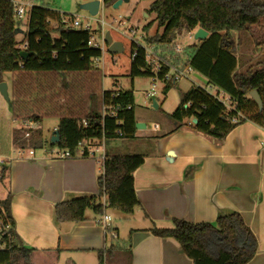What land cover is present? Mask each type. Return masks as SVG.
<instances>
[{
  "label": "trees",
  "instance_id": "trees-1",
  "mask_svg": "<svg viewBox=\"0 0 264 264\" xmlns=\"http://www.w3.org/2000/svg\"><path fill=\"white\" fill-rule=\"evenodd\" d=\"M119 0H101L104 7ZM153 15V23L143 27V32L156 24L152 37H144L147 45H170L178 34H192L197 29L206 32V40L198 41L191 49L188 67L202 76L208 86L228 97L232 110H227L203 88L193 87L183 95L179 106L167 118L174 129L189 127L209 140L223 141L239 124L251 122L264 126V57L245 71L236 72L237 59L231 52L232 33L245 32L250 27L264 29V0H152L146 16ZM64 15L49 9L34 8L26 25L25 38L20 48L16 42L18 22L12 18V8L0 0V81L3 74L12 76L11 113L16 121L40 125L43 119H57L59 140L52 144L59 150H70L73 155L77 145L89 139L106 140L132 138L135 133L134 96L130 91H104L103 76L112 80L151 77L152 67L147 64L141 45L122 35L111 33L112 39L121 42L123 52L117 66L105 63L104 71L94 64L101 56L89 47V31H80L60 24ZM69 21L72 16L67 17ZM49 21L58 24L57 37ZM21 52L27 54L21 58ZM136 52V59L131 55ZM109 55L108 53H106ZM110 56V55H109ZM115 68V69H114ZM162 77V74L159 75ZM171 87L167 82L165 93ZM256 91L261 109L250 98ZM117 94V95H115ZM130 106V110L125 108ZM106 112L118 108L116 118ZM101 111V112H100ZM240 115L237 122L233 120ZM194 124L187 126L188 121ZM86 122V128L82 123ZM116 132L122 137L118 138ZM19 130L13 131V143L18 149L42 147V132L37 128L24 138ZM24 133V135L26 134ZM22 135V136H21ZM87 156V153L84 155ZM143 158L106 157L103 174L98 178V197H78L63 201L54 207L56 223L84 222L90 211L100 218L107 210L122 217H130L140 207L133 184V173L141 167ZM4 171L0 172V185ZM104 198V206L101 199ZM6 218L14 228L10 213V196L0 200ZM156 238L174 239L192 264H248L255 256L256 239L239 213L220 215L214 224H190L178 219L171 228L152 226L147 230ZM116 229L108 227L109 250H116L111 234ZM60 250L44 251L28 248L13 233V245L0 253V264H56ZM99 264L103 257L99 253ZM65 264H74L66 261Z\"/></svg>",
  "mask_w": 264,
  "mask_h": 264
},
{
  "label": "crops",
  "instance_id": "crops-1",
  "mask_svg": "<svg viewBox=\"0 0 264 264\" xmlns=\"http://www.w3.org/2000/svg\"><path fill=\"white\" fill-rule=\"evenodd\" d=\"M195 45L188 46L187 53L176 52L174 43L145 46L153 47L155 56L166 65L184 69ZM99 69L104 71V67ZM104 77L99 94L120 92L105 89ZM140 78L150 81V77ZM134 80H131L130 92L134 96L135 124H143L144 128L135 129L127 143H124L126 138L108 139L103 147L106 157L143 158L141 167L133 173L140 207L130 217L119 214L121 220L138 223L126 232L124 244L119 243L120 230L110 215L108 226L116 229L117 239L112 242L113 247H117L113 251L108 249L111 243L108 234L105 235L95 221L99 217L95 218L90 211L84 222L54 221L57 204L72 198L100 195L97 180L103 167L98 156L87 154L69 159L56 156L58 149L52 146L51 138L57 129V119H53L57 123L46 145L43 128H39L41 124L16 121L11 113L12 126L7 143H0V172L4 171L5 184L4 188L0 185V200L10 196L16 236L24 246L40 252L60 250L56 264L66 261L99 264V253L103 264H192L174 239L156 238L147 230L152 226L171 228L172 221L178 219L194 225L214 224L218 216L234 211L243 217L256 239V254L248 264H264V126L249 121L239 124L221 142L211 141L189 127L175 130L167 115L175 112L182 96L193 87L209 88L207 81L192 70L186 79L171 83L165 93L167 83H159L156 100H151L149 109L146 104L137 106ZM1 82L6 85L10 104L11 74H3ZM115 83L120 87L118 80ZM145 92L140 91L147 95ZM153 102L156 109L152 108ZM150 122L153 127L149 130L147 123ZM190 124L194 121L187 122V126ZM26 126L41 129V148H16L13 131ZM101 201L104 202V198Z\"/></svg>",
  "mask_w": 264,
  "mask_h": 264
},
{
  "label": "rangeland",
  "instance_id": "rangeland-1",
  "mask_svg": "<svg viewBox=\"0 0 264 264\" xmlns=\"http://www.w3.org/2000/svg\"><path fill=\"white\" fill-rule=\"evenodd\" d=\"M92 1L101 2V0H45V4H43L42 6L46 9L52 10L53 12L62 14L66 18L69 16H73L82 25L85 23L89 24L94 41H96L100 48L103 49H106L107 46L103 41H101L102 33L104 35L108 32L110 36L111 33L122 36H124L123 34H125V37L129 38L131 36L130 31H134L136 32V34L135 36H133V40L139 41V43H141L142 45H146L144 37H152L155 34L156 24H154L147 33H144L142 30L143 27L153 23L152 21L154 19V16H146V10L149 8L152 0H128V2L121 3L117 9H114L113 6H101L99 14L95 17L90 16L87 11H82L80 8L84 3ZM101 21L104 23L103 25ZM50 27L55 31L58 28V25L55 24V22L51 21ZM17 29L19 30V33L16 34L15 40L21 46L25 38L26 21L19 22L17 25ZM193 35V32L192 34H178L174 40V49L178 48V50H180L181 52L187 53V50L190 49L188 46L195 43L198 44V41L193 38ZM52 36L56 38L57 32H53ZM139 37L141 38L139 39ZM232 38L233 40L231 52L234 56H236L237 59V67L235 70L236 72L245 71L248 66H254L255 64L262 61L264 57V29H261L258 26H253L245 32L232 33ZM151 48V51H154V48ZM121 55L122 54H120L119 56H114L112 58L119 62V58ZM103 56L107 60L111 58V56L107 54H104ZM6 80L9 81V75L6 76ZM115 82L117 81H114L111 78L105 76L104 88L107 90L120 92L121 90H131V79H119L118 84L120 85V87L115 85ZM149 84V79L139 77L134 80V94L138 107H144L146 104V106H149V109L151 108V100L155 97H148L147 95H143L140 93L141 90H146L147 92L145 93L147 94L150 91ZM215 90L216 88L211 87V89H209V92L214 93ZM56 123V120L44 119L39 126V128H43L42 130L45 140L44 143H46V145L48 144L50 138V132L52 128L56 126ZM11 126L12 121L10 104L0 94V143L4 145L7 143L8 133ZM152 127L153 124L151 122L147 123V129L150 130L152 129ZM33 130L34 129H28L26 126V128L20 129L19 131L22 132L21 134L25 138L24 133L31 132ZM127 142L129 141L125 139L124 143ZM106 215H110L112 217V221H114L115 225H117L118 229L120 230L119 243L124 244L125 240L127 239L126 232L130 228L135 227V225L137 226L138 223L134 224V222L131 220H121V218H119V214L111 210H107ZM123 261L125 262L126 259H124Z\"/></svg>",
  "mask_w": 264,
  "mask_h": 264
},
{
  "label": "built area",
  "instance_id": "built-area-1",
  "mask_svg": "<svg viewBox=\"0 0 264 264\" xmlns=\"http://www.w3.org/2000/svg\"><path fill=\"white\" fill-rule=\"evenodd\" d=\"M7 1L11 8H12V18L15 20V22H25L26 25L28 23V20L30 18V13L34 8H44L42 5L45 4V0H5ZM60 14V13H59ZM62 15V14H60ZM51 21H49L50 24ZM102 25L104 24L101 21ZM56 24V23H55ZM60 24H62L65 28L71 27L76 30L80 31H89L91 32V27L89 24H80L76 18L72 16V20L69 21L67 18H62ZM58 25V24H57ZM53 29V28H52ZM130 37L128 39L134 41L137 45H141L145 50V58L147 61V64L151 65L153 61L155 62L154 67L152 68V75L150 77V91L147 93L148 97L154 98L156 96L157 92V86L159 83H175L177 81H180L182 79H186L188 77V74L192 72V70L187 66L184 69H177L170 67L160 61L157 56H155V52L151 51V47H146L145 45H142L137 40H133V36H135L136 32L130 31ZM126 36L125 34H123ZM141 37H139L140 39ZM101 41H103V34ZM104 42V41H103ZM105 44V43H104ZM89 47H92L93 49H97L100 51L101 56L98 59H95L94 64L97 68H103L105 66L106 61L110 62L113 66H117L118 62L113 59L111 56L110 59H105L103 56L107 53V48L103 49L100 48V46L97 44L96 41H94V38L91 37L88 43ZM25 45L22 44L20 48H23ZM175 51L178 52V48H175ZM131 58L134 60L136 59V52L131 55ZM162 74V77L159 75ZM205 92L212 95L217 101H219L227 110H232L233 107L229 103V99L227 96H225L222 92H218L217 90L213 92H209V88H203ZM118 93V92H116ZM117 95V94H115ZM118 96V95H117ZM130 106H127L125 109L130 110ZM118 108L111 109L110 112L105 113V109L102 110V120L106 115H109L110 117L116 118ZM241 117L239 114L237 117L233 120V122H237V119ZM83 127L86 128L87 123H82ZM116 135L118 138L122 137V134L120 132H116ZM29 135L25 134V138H27ZM106 141L104 133H102L100 139H89L85 142H80L77 145V152L75 155L71 153L70 150H59L56 151V156L60 159H69V158H75V157H82L86 153L88 156H98V161L100 162L101 166L103 162L105 161V152H104V142ZM2 162L0 161V164ZM103 174V173H102ZM102 205L104 206V202L101 201ZM97 225L101 227L105 235L107 234L108 225L110 224V217L108 215L103 214L99 219L95 220ZM13 233L14 228L10 221L6 218L5 212L3 208L0 206V253L8 251L12 245H13ZM113 238H115L114 234H111Z\"/></svg>",
  "mask_w": 264,
  "mask_h": 264
},
{
  "label": "water",
  "instance_id": "water-1",
  "mask_svg": "<svg viewBox=\"0 0 264 264\" xmlns=\"http://www.w3.org/2000/svg\"><path fill=\"white\" fill-rule=\"evenodd\" d=\"M123 2H128V0H119L116 3L113 4V8L117 9L121 3ZM101 2H97V1H92V2H86L83 5H81V10L83 11H87L89 13L90 16L95 17L99 14L100 9H101ZM207 34L206 32H204L202 29H197L194 32L193 38L197 41H203L206 40ZM103 41L105 43V45L107 46V53L110 56H119L122 52H123V46L122 43L120 42H116L113 41L110 34L107 32L104 34L103 36ZM21 58H25L27 56L26 53L21 52ZM0 94L1 96L8 101V95H7V91H6V85L1 82L0 83ZM250 98L256 103V105L258 106L259 109H261V100L260 97L258 95V93L256 91H253L249 94ZM153 109H156V104L153 102L152 105ZM144 125L143 124H136L135 125V129L136 130H140L143 129ZM59 140V134L58 132L55 130L53 133V136L51 138V143L52 144H56ZM264 163V160H263Z\"/></svg>",
  "mask_w": 264,
  "mask_h": 264
}]
</instances>
